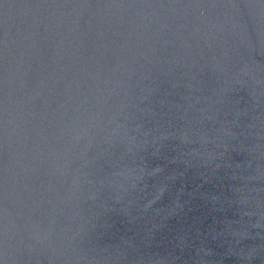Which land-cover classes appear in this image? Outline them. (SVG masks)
<instances>
[{
    "label": "water",
    "instance_id": "water-1",
    "mask_svg": "<svg viewBox=\"0 0 264 264\" xmlns=\"http://www.w3.org/2000/svg\"><path fill=\"white\" fill-rule=\"evenodd\" d=\"M0 264H264V0H0Z\"/></svg>",
    "mask_w": 264,
    "mask_h": 264
}]
</instances>
